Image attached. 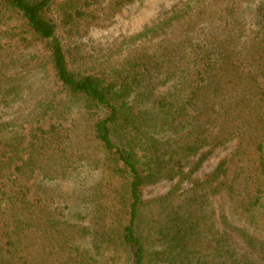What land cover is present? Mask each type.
<instances>
[{"label":"trees","instance_id":"1","mask_svg":"<svg viewBox=\"0 0 264 264\" xmlns=\"http://www.w3.org/2000/svg\"><path fill=\"white\" fill-rule=\"evenodd\" d=\"M135 1L0 0V108L23 101L21 71L49 81L0 121V264H264V0H191L125 41L141 43L125 60L75 68L63 31ZM231 143L205 180L221 209L144 222L147 187ZM85 170L94 233L52 187Z\"/></svg>","mask_w":264,"mask_h":264},{"label":"rangeland","instance_id":"2","mask_svg":"<svg viewBox=\"0 0 264 264\" xmlns=\"http://www.w3.org/2000/svg\"><path fill=\"white\" fill-rule=\"evenodd\" d=\"M72 1L59 0V3L60 6L67 9L66 4ZM189 1L191 0H136L111 19L109 23L104 24L103 27H96L95 25L85 27L82 25L78 29H65L63 31L64 44L67 51H69L73 66L78 69L79 65H96L104 59H109L108 57L113 54V61L119 63L125 60L132 49L141 45V43L127 45L124 44L125 41L153 26L159 20L170 16ZM68 33L69 35H67ZM18 71H15V73ZM17 79L19 81L14 84L23 87V101L9 109L0 108V121L12 119L20 105H32L39 96L41 98L46 93L49 87V81L41 76L38 78L33 73L29 74L21 71ZM172 137L173 135L170 134L169 138ZM173 147L172 150H175L176 146L173 145ZM234 150L235 143L217 149L207 157L199 169L195 170L192 166L200 162L209 152L208 149H205L190 159V164L184 168L185 176L180 174L175 178L165 177L157 184L147 187L145 190L144 222L154 227H163L169 224V221L171 222L175 215L181 218L185 217L189 211L185 206L195 204L197 200L203 198L208 200L204 202L203 208L207 214L212 213L215 208L221 209L224 201L219 202L215 198L216 196H212L211 188L206 186L205 180L221 161L228 158ZM176 165L172 163V167L179 171ZM98 184L97 172L95 170H85L68 181L54 183L52 186L56 194L63 197L64 204L72 205L73 209L76 208L77 212L86 217L84 223L90 227L93 233L99 223L98 210L93 204ZM214 186H212V189ZM261 223L264 225V216H262ZM251 229L254 231L253 227ZM258 234L264 237V230L258 232ZM93 236L91 233L87 244L92 253L95 251Z\"/></svg>","mask_w":264,"mask_h":264}]
</instances>
